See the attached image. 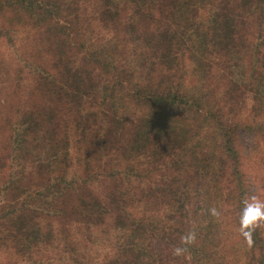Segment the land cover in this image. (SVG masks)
Returning <instances> with one entry per match:
<instances>
[{"label":"trees","instance_id":"trees-1","mask_svg":"<svg viewBox=\"0 0 264 264\" xmlns=\"http://www.w3.org/2000/svg\"><path fill=\"white\" fill-rule=\"evenodd\" d=\"M211 33L240 56L227 87ZM252 194L264 0H0V264H264Z\"/></svg>","mask_w":264,"mask_h":264},{"label":"rangeland","instance_id":"rangeland-1","mask_svg":"<svg viewBox=\"0 0 264 264\" xmlns=\"http://www.w3.org/2000/svg\"><path fill=\"white\" fill-rule=\"evenodd\" d=\"M222 33H211L205 35L200 42L198 53L206 60L210 61L220 71L219 82L227 87L241 79V64L238 63L236 50L231 44V35ZM156 264H164L163 256H157Z\"/></svg>","mask_w":264,"mask_h":264},{"label":"clouds","instance_id":"clouds-1","mask_svg":"<svg viewBox=\"0 0 264 264\" xmlns=\"http://www.w3.org/2000/svg\"><path fill=\"white\" fill-rule=\"evenodd\" d=\"M242 208L240 210L239 223L241 234L251 243V230L255 227L264 224V199L259 195L252 194L242 201ZM213 216H219L217 209H211ZM185 243H193L196 239L195 232H190L182 238ZM184 249L177 247L174 254L180 255Z\"/></svg>","mask_w":264,"mask_h":264}]
</instances>
